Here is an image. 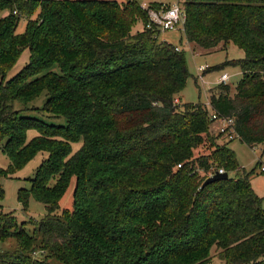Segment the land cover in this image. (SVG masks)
I'll return each instance as SVG.
<instances>
[{"label": "trees", "instance_id": "obj_1", "mask_svg": "<svg viewBox=\"0 0 264 264\" xmlns=\"http://www.w3.org/2000/svg\"><path fill=\"white\" fill-rule=\"evenodd\" d=\"M183 8L190 45L243 51L233 96L220 83L208 106L175 104L189 77L184 51L158 43L131 0H0V177L44 154L18 199L45 208L28 232L0 219V240H15L0 264H264V209L250 184L259 166L245 172L232 140L208 129L212 114L233 118L240 143L264 144V0ZM24 51L28 63L8 79ZM219 170L227 179L202 187ZM72 179L68 211L59 203Z\"/></svg>", "mask_w": 264, "mask_h": 264}, {"label": "rangeland", "instance_id": "obj_2", "mask_svg": "<svg viewBox=\"0 0 264 264\" xmlns=\"http://www.w3.org/2000/svg\"><path fill=\"white\" fill-rule=\"evenodd\" d=\"M142 6L143 8H154L153 5H170L175 3L176 0H131ZM184 2V0H183ZM156 9V10H159ZM25 18H21L17 33H22L25 27ZM142 23L138 22L136 26L132 28V32L142 29ZM158 43H166L172 46H176L180 50L184 51L186 67L189 77L186 82L185 88L175 96V100L179 101L180 105L184 104H202L208 106L209 92L215 89L220 83L219 78L222 74L228 75L229 79L226 85L229 86V95L235 94L237 83L241 79V73L238 66L233 65V62L242 59L244 54L243 51L233 45H229L226 49L216 48L214 51H204L202 49L193 47L190 45L182 32V29H178L171 32H160L157 36ZM28 52L24 51L19 60L17 61L14 68L8 73V79L18 73L28 63ZM206 66L207 68L213 69L211 71L200 73L199 67ZM201 74V78L199 75ZM46 95L43 93L39 98L35 99L28 108H40L45 102ZM30 116L40 118L46 122L63 125L64 120L51 119L46 115L28 111L25 113ZM217 123H209L208 129L211 134L217 133ZM36 133L30 131L27 134V138L34 137ZM81 146V143L72 144L73 151H76ZM228 147L234 152L237 163L240 168L244 169L245 172H250L260 164L264 166V144L249 148L248 146L240 143L238 139H234L228 145ZM209 152L208 144L199 148L195 155L207 154ZM44 154H38L32 159L25 167L17 171L14 175L0 177V219L14 217V223L18 228L24 227L25 231L31 230V226L36 222L43 219L45 215L44 206L36 202L33 198H29L27 206L18 199L19 190L29 189V179L33 178L36 168L39 166ZM9 167L8 158L0 150V170L6 171ZM259 167L255 170L253 176L250 178V184L252 185L255 192L262 198V208L264 209V177L260 174ZM243 173H229V177L236 179L242 176ZM74 180L72 179L64 196L60 200L61 209L71 211L72 209V192H73ZM15 247V240L5 239L0 240V253L6 250H10ZM214 251V250H213ZM212 251V252H213ZM38 256V254L34 255ZM48 262H51L48 259ZM57 264V263H53ZM212 264H218V260L214 257Z\"/></svg>", "mask_w": 264, "mask_h": 264}, {"label": "built area", "instance_id": "obj_3", "mask_svg": "<svg viewBox=\"0 0 264 264\" xmlns=\"http://www.w3.org/2000/svg\"><path fill=\"white\" fill-rule=\"evenodd\" d=\"M142 10L146 11L148 23L146 28L155 27L160 32H171L178 29L183 30V25L185 22V13L183 8V0H176L175 3L170 5H162L159 10L143 8ZM177 51L179 48H175ZM208 68L205 66H201L198 68L200 73H204ZM201 78V74L199 75ZM229 77L226 74H222L219 78V83L226 84ZM175 104H179L178 101L174 100ZM210 121L212 123H217V133L226 136L227 140L236 139L233 125V118H221L217 117L215 114L210 115ZM261 172H264V166L260 168ZM218 172L224 173L223 170H219ZM212 175V174H211ZM210 175V176H211Z\"/></svg>", "mask_w": 264, "mask_h": 264}, {"label": "water", "instance_id": "obj_4", "mask_svg": "<svg viewBox=\"0 0 264 264\" xmlns=\"http://www.w3.org/2000/svg\"><path fill=\"white\" fill-rule=\"evenodd\" d=\"M228 175L227 173H220V172H214L211 176H209L202 184V187H205L215 181L227 179Z\"/></svg>", "mask_w": 264, "mask_h": 264}, {"label": "crops", "instance_id": "obj_5", "mask_svg": "<svg viewBox=\"0 0 264 264\" xmlns=\"http://www.w3.org/2000/svg\"><path fill=\"white\" fill-rule=\"evenodd\" d=\"M178 101V100H177ZM179 102V101H178ZM180 103V102H179ZM251 187H252V185H251ZM252 189H253V187H252ZM253 191L255 192V189H253ZM256 193V195L257 196H259L260 197V195L257 193V192H255Z\"/></svg>", "mask_w": 264, "mask_h": 264}]
</instances>
